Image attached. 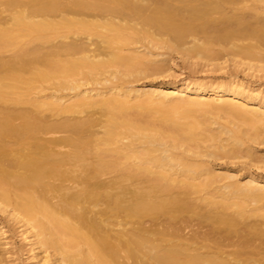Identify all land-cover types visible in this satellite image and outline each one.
Returning <instances> with one entry per match:
<instances>
[{
  "label": "bare ground",
  "instance_id": "6f19581e",
  "mask_svg": "<svg viewBox=\"0 0 264 264\" xmlns=\"http://www.w3.org/2000/svg\"><path fill=\"white\" fill-rule=\"evenodd\" d=\"M0 7V213L39 264H264V175L242 183L207 159L264 166V94L235 78L87 87L166 76L174 50L213 69L231 50L236 69L259 76L264 0ZM44 83L51 94H31ZM210 92L219 98H191ZM214 189L220 200L196 196ZM8 243L0 223V261Z\"/></svg>",
  "mask_w": 264,
  "mask_h": 264
},
{
  "label": "rangeland",
  "instance_id": "374dc122",
  "mask_svg": "<svg viewBox=\"0 0 264 264\" xmlns=\"http://www.w3.org/2000/svg\"><path fill=\"white\" fill-rule=\"evenodd\" d=\"M16 9L17 7H15L13 10ZM0 11L2 12V7H0ZM188 39L192 40L193 37H189ZM191 42L192 41H190V43ZM190 43L186 45L188 46L190 45ZM222 44L228 48L231 46V43H222ZM215 46H219V44H215ZM4 54L5 55L3 57H6L7 59L10 55V52L6 51ZM239 55L240 54H236V53L233 54V51L229 50L228 53L221 55L220 56L221 58L218 61H215V63L220 64L222 68L213 69L212 67L214 65L211 63L212 61H210L208 57L194 56L191 54L184 55L180 50L178 51L174 50L170 52L167 51L164 57L171 59L170 63L172 66L171 65L170 66L172 67V70L166 73V76L142 75L139 77H134L136 80L132 77L134 83L131 84L127 83L129 80H132L131 78H125V79L116 78L114 82L111 83L110 82L91 83L88 84L87 87L106 89L108 87L107 85L116 84V86L119 87H121L122 85H126V86L135 85L138 88H145V87L148 88L150 85L158 84L162 80L180 82L185 79L192 82L204 81L206 83H211V82H225L235 78L236 80L239 81H245L250 91H255V92L261 91L264 94V76H263L264 73L261 72L259 76H252L249 71H244L242 68L236 69L235 63L241 57ZM40 86H41L40 88L32 90L31 94L37 95V93H39V95L46 97L54 91L53 88L49 87L48 83L41 84ZM74 92H75L74 90L68 89V90L59 91L58 93L70 95ZM184 97H188V96L184 95ZM191 98L203 99V100H216L217 98H219V96L210 92L200 98L196 97L193 94ZM214 126L217 127L216 124H214ZM131 140H132L131 138H124L120 142L127 143ZM256 146H257L256 150L259 152L258 155L264 153V144H261V146L256 144ZM175 152L180 154L184 152V149L183 148L177 149L175 150ZM190 159L193 161H199L200 159L202 160L203 158L191 157ZM207 159L210 160V163L211 162L212 164L214 163V167H216L218 172L234 174L236 178L239 179L240 182L242 183L246 182L249 178L247 177V173L249 172L248 170L264 175V166L258 167V165H253L249 163L250 158L247 157L235 159V160H230L228 158H207ZM223 180H221L222 182L220 181V184L224 185L227 182L230 183V180L234 181L235 179H230V180L223 179ZM220 184L218 183V185ZM215 185L218 186L217 184ZM212 190H202L196 196L210 198L212 195V196H216L217 200L218 199L220 200L221 199L220 194H218V192L215 189L214 191ZM206 202H204V204ZM208 205L209 204L207 202L206 206L208 207ZM196 222L198 221L195 220L194 223ZM0 223L3 226V229L5 230V241L9 242L7 245L3 247L2 250L3 254L1 253L2 260L0 261V264H39V258L36 259L33 258L32 253L29 250L31 246L30 244H27V240H25L24 236H22L21 233L22 227H20L19 224L10 220L5 214L2 213H0Z\"/></svg>",
  "mask_w": 264,
  "mask_h": 264
}]
</instances>
